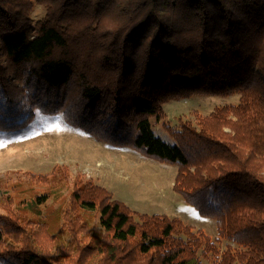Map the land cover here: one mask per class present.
<instances>
[{
  "label": "trees",
  "instance_id": "16d2710c",
  "mask_svg": "<svg viewBox=\"0 0 264 264\" xmlns=\"http://www.w3.org/2000/svg\"><path fill=\"white\" fill-rule=\"evenodd\" d=\"M33 1L45 8L35 26ZM233 95L196 125L163 124L173 144L152 131L169 102ZM36 112L176 166L173 190L217 236L77 177L51 208L11 185L0 264H264V0H0V132Z\"/></svg>",
  "mask_w": 264,
  "mask_h": 264
},
{
  "label": "rangeland",
  "instance_id": "374dc122",
  "mask_svg": "<svg viewBox=\"0 0 264 264\" xmlns=\"http://www.w3.org/2000/svg\"><path fill=\"white\" fill-rule=\"evenodd\" d=\"M28 14L31 25L35 26L43 19L45 8L33 1ZM238 101V95L228 98L194 96L172 101L163 105V121L150 119L151 128L156 137L173 144L174 140L164 130L163 124L173 129L183 123L196 125L199 117L208 116L223 106L237 105ZM176 171V166L148 159L131 149L96 141L67 125L59 115L47 116L36 112L25 128L0 132V197L12 193L11 185H18L19 192H31L26 197H40L47 193L49 198L43 208L57 207L64 202L77 177L83 183L91 182L103 187L113 199L132 211L177 217L214 240L217 236L215 222L199 216L173 190ZM38 176L47 177V181L36 179ZM3 212L0 203V213ZM91 215L89 220L96 233H100L99 214L93 212ZM218 246L224 249L225 242ZM199 259L202 264H213L215 257L205 258L199 254Z\"/></svg>",
  "mask_w": 264,
  "mask_h": 264
}]
</instances>
